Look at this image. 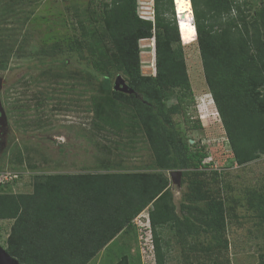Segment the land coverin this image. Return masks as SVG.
<instances>
[{
  "label": "trees",
  "instance_id": "1",
  "mask_svg": "<svg viewBox=\"0 0 264 264\" xmlns=\"http://www.w3.org/2000/svg\"><path fill=\"white\" fill-rule=\"evenodd\" d=\"M137 1L100 0L94 20L103 32H85L69 47L86 49L89 78L100 80L99 95L92 98L93 119L140 128L157 170L206 171V152L191 151L183 139L185 131L200 130L201 123L190 115L195 101L173 2L152 0L150 21L138 17ZM189 2L205 84L239 168L264 157V3L253 11L250 0ZM151 38L153 77L141 74L138 46ZM22 51V43L16 49L0 40V70L6 69L12 54L21 58ZM114 73L125 78L130 94L111 89ZM175 91V104L167 107L165 101ZM174 116L181 119V131L174 130ZM218 176L213 178L216 188L197 176L189 181L181 218L169 204L168 181L159 173L36 176L31 195L0 193V220L12 221L5 251L18 264H87L151 205L145 230L155 264H164L162 228H172L181 238L200 232L216 237L223 231L225 212L220 199L212 197L221 188L222 174ZM43 190L45 197L34 205ZM261 216L264 220V211ZM258 264H264V255Z\"/></svg>",
  "mask_w": 264,
  "mask_h": 264
},
{
  "label": "rangeland",
  "instance_id": "2",
  "mask_svg": "<svg viewBox=\"0 0 264 264\" xmlns=\"http://www.w3.org/2000/svg\"><path fill=\"white\" fill-rule=\"evenodd\" d=\"M99 1L0 0V40L16 49L23 45L22 57L12 54L6 69L0 70V193L31 195L36 176L159 173L168 181L169 204L181 218L189 181L197 176L216 188L213 178L220 173L221 188L212 197L220 199L225 212L223 231L216 237L200 232L181 238L172 228H162L164 264H258L264 255V157L239 168L233 163L205 84L195 37L180 40L195 101L190 115L200 121L201 129L185 131L183 139L191 151L206 152L205 163H210L206 171L157 170L140 128L128 122L110 126L93 119L92 98L99 95L100 80L89 78L92 70L86 49L69 47L85 32H103L102 24L94 20ZM178 1L172 0L175 19ZM182 1L191 10L189 0ZM263 3L250 0L251 9L257 11ZM137 15L153 21V1L138 0ZM138 46L141 74L153 77L154 40H140ZM117 79L126 85L125 78L114 73L111 89L130 94L120 90L122 84L116 87ZM177 96L173 92L165 105H174ZM124 108L129 114V108ZM172 122L174 130L184 128L180 117H172ZM41 197L45 190L34 205ZM151 210V205L145 208L87 264H116L122 258L127 264H155L151 236L145 230ZM11 223L0 220L4 251Z\"/></svg>",
  "mask_w": 264,
  "mask_h": 264
},
{
  "label": "bare ground",
  "instance_id": "3",
  "mask_svg": "<svg viewBox=\"0 0 264 264\" xmlns=\"http://www.w3.org/2000/svg\"><path fill=\"white\" fill-rule=\"evenodd\" d=\"M177 21L179 22L180 37L190 40L196 36L192 12L189 8L184 7L183 1H178Z\"/></svg>",
  "mask_w": 264,
  "mask_h": 264
},
{
  "label": "water",
  "instance_id": "4",
  "mask_svg": "<svg viewBox=\"0 0 264 264\" xmlns=\"http://www.w3.org/2000/svg\"><path fill=\"white\" fill-rule=\"evenodd\" d=\"M177 24H178V29H179V22H177ZM179 33H180V31H179ZM118 84H122V88L120 89L121 91H125V92H129V93H131V91L127 88V86L125 85V84H123V83H121L120 81H119V79H117V81H116V87H117V85ZM117 90V89H116ZM2 119V112H1V110H0V120ZM173 174V173H172ZM0 264H18V262L15 260V259H13V258H11L7 253H6V251H4V249H2L1 247H0Z\"/></svg>",
  "mask_w": 264,
  "mask_h": 264
},
{
  "label": "clouds",
  "instance_id": "5",
  "mask_svg": "<svg viewBox=\"0 0 264 264\" xmlns=\"http://www.w3.org/2000/svg\"><path fill=\"white\" fill-rule=\"evenodd\" d=\"M174 5V4H173ZM141 19H143V18H141ZM145 20H150L151 21V19H145ZM176 20H177V18H176ZM178 22V21H177ZM177 28H178V24H177ZM178 33H179V29H178ZM179 36H180V33H179ZM181 38V37H180Z\"/></svg>",
  "mask_w": 264,
  "mask_h": 264
},
{
  "label": "flooded vegetation",
  "instance_id": "6",
  "mask_svg": "<svg viewBox=\"0 0 264 264\" xmlns=\"http://www.w3.org/2000/svg\"><path fill=\"white\" fill-rule=\"evenodd\" d=\"M1 122V121H0Z\"/></svg>",
  "mask_w": 264,
  "mask_h": 264
}]
</instances>
